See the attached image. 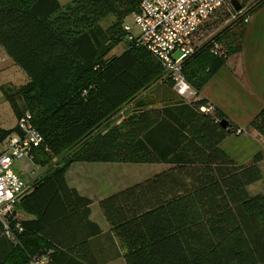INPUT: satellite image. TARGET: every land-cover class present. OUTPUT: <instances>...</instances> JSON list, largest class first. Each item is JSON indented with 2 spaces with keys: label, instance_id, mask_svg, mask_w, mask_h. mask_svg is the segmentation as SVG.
Segmentation results:
<instances>
[{
  "label": "trees",
  "instance_id": "1",
  "mask_svg": "<svg viewBox=\"0 0 264 264\" xmlns=\"http://www.w3.org/2000/svg\"><path fill=\"white\" fill-rule=\"evenodd\" d=\"M141 2L0 0V49L27 77L0 92L16 122L28 112L43 140L32 152L43 172L16 206L29 218L17 220L14 212L8 238L0 224V264H106L119 257L125 264H264V194L248 193L262 179L264 151L248 164L233 161L221 144L238 127L199 97L241 53L244 21L264 0L230 20L216 13L227 25L195 45L182 65L195 94L190 101L175 94L145 48L128 40L126 19ZM225 6L230 16L240 12ZM108 17L113 23L103 28ZM119 46L122 52L112 54ZM224 119L231 133L219 127ZM15 131L0 129V143ZM252 132L264 139V108L240 130ZM74 164L165 169L99 202L109 227L102 234L90 220L91 200L67 184ZM101 236L115 253L98 261L92 240Z\"/></svg>",
  "mask_w": 264,
  "mask_h": 264
},
{
  "label": "built area",
  "instance_id": "2",
  "mask_svg": "<svg viewBox=\"0 0 264 264\" xmlns=\"http://www.w3.org/2000/svg\"><path fill=\"white\" fill-rule=\"evenodd\" d=\"M232 1L142 0L131 15L138 34L134 35L127 24L124 31L129 41L145 48L160 63L165 77L173 82L175 94L190 101L195 94L182 74V65L195 54L194 37L198 31L226 4L234 9ZM31 120V115L26 112L17 120L16 131L0 143V224L7 238L10 236L7 220L13 216L15 206L30 192L33 182L26 184L13 170V164L23 158L31 160L32 152L43 142ZM237 134H241L240 131ZM43 263L42 259L30 264Z\"/></svg>",
  "mask_w": 264,
  "mask_h": 264
},
{
  "label": "crops",
  "instance_id": "3",
  "mask_svg": "<svg viewBox=\"0 0 264 264\" xmlns=\"http://www.w3.org/2000/svg\"><path fill=\"white\" fill-rule=\"evenodd\" d=\"M262 16H264V8L253 15V21L246 29L242 51L237 55L238 59L232 62L228 59L226 66L211 78L199 96L221 110L238 127L239 131H243L256 114L264 108V36L257 35L254 27L256 21ZM13 127L12 125L4 130ZM221 149L237 164H248L256 153L264 151V139L252 135L236 134L228 137L221 144ZM262 164L264 163H260L259 166ZM158 166L152 176L165 169L163 165ZM108 168L95 164H74L66 173L68 186L75 189L79 195L91 200L90 220L98 225L102 234L108 233L109 227L100 211L99 202L129 187L114 186L107 193L96 196L93 192L96 190L94 184L87 181L86 175L91 173H95L96 176L102 175ZM92 241L95 258L98 261L113 256L115 253L111 241L104 236ZM106 264H125V262L122 257H119Z\"/></svg>",
  "mask_w": 264,
  "mask_h": 264
},
{
  "label": "rangeland",
  "instance_id": "4",
  "mask_svg": "<svg viewBox=\"0 0 264 264\" xmlns=\"http://www.w3.org/2000/svg\"><path fill=\"white\" fill-rule=\"evenodd\" d=\"M71 0H58V2L64 6L68 4ZM254 0H249L248 2H239L240 7L243 4V9L240 8V12L238 14L233 13L230 16L229 10L226 6L221 9L220 12H225L226 16L230 18L234 16H240L245 14L251 7V4ZM253 19V15H249L244 21L248 25L250 24ZM114 18L108 17L105 21L101 23L103 28H107L113 23ZM228 20V21H229ZM214 22V24H213ZM255 24L254 27L256 28L255 32L259 36H264V16L260 17ZM208 26H203L198 33L194 37V44L196 46H201L204 44L205 41L211 39L215 34L221 31L227 24H223V20H216V14L209 22ZM126 24L132 28V32L134 35L138 34L137 29L133 26V20L131 19V15L126 19ZM229 24V22H228ZM216 49V53L220 55L222 53V46L218 44ZM123 50L122 46L117 47L114 49L112 54H119ZM238 59V57H233L229 59V62ZM228 65V64H227ZM27 82V77L24 72L19 69L17 66L13 64L11 59L5 56L4 52L0 50V86L2 85H12L14 87H20ZM11 109L9 104L5 101L3 95L0 92V129H6L9 126H16V120L13 114H11ZM120 114H118L119 116ZM252 136L255 134L252 132ZM84 165V164H81ZM95 165H102V167H109L108 170L103 173L102 175L98 174L97 176L95 173H91L86 175L87 181L94 184L96 190L93 192L96 196L99 194L102 195L110 191L114 186H131L149 178L156 172L158 169V165H144V164H95ZM262 174V179L260 182L250 186L248 188V193L251 196L255 195H262L264 194V164L259 166ZM13 170L16 174L24 180L26 184H29L32 180L36 179L41 175L43 169L37 166L33 159L23 158L14 162ZM105 198V197H104ZM17 206V205H16ZM15 206V219L22 220L27 216L23 214L18 208Z\"/></svg>",
  "mask_w": 264,
  "mask_h": 264
},
{
  "label": "water",
  "instance_id": "5",
  "mask_svg": "<svg viewBox=\"0 0 264 264\" xmlns=\"http://www.w3.org/2000/svg\"><path fill=\"white\" fill-rule=\"evenodd\" d=\"M232 5H233L235 10H239L240 9V5L238 4V2L236 0L232 1ZM219 127L221 129H223L224 131H226L227 133H231L232 132V126L225 119L220 121Z\"/></svg>",
  "mask_w": 264,
  "mask_h": 264
}]
</instances>
